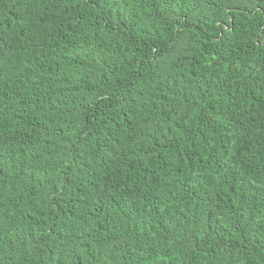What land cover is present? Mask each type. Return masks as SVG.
Returning <instances> with one entry per match:
<instances>
[{
    "label": "trees",
    "instance_id": "16d2710c",
    "mask_svg": "<svg viewBox=\"0 0 264 264\" xmlns=\"http://www.w3.org/2000/svg\"><path fill=\"white\" fill-rule=\"evenodd\" d=\"M0 264H264V0H0Z\"/></svg>",
    "mask_w": 264,
    "mask_h": 264
}]
</instances>
